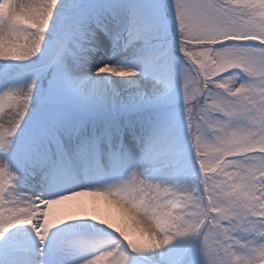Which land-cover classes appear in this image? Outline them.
Here are the masks:
<instances>
[{
    "label": "snow or ice",
    "instance_id": "snow-or-ice-1",
    "mask_svg": "<svg viewBox=\"0 0 264 264\" xmlns=\"http://www.w3.org/2000/svg\"><path fill=\"white\" fill-rule=\"evenodd\" d=\"M59 3L0 0L4 6L0 59L24 61L43 55L44 67L53 66L63 78L61 58L75 54L81 26L90 17L87 10L72 17L67 13L71 3L58 10ZM172 4L180 53L189 65L182 69L181 86L197 182L177 189L146 182L132 172L126 181L102 190L82 188L44 198L16 190L14 173L0 159V238L18 226H31L43 242L54 227L88 218L65 214L50 219L53 205L88 194L108 198L119 192L127 199L110 201L134 222L140 236L131 239L117 228L116 244L99 247L85 264H126L121 245L140 252L182 237H199L205 264H264V0H172ZM54 23L61 32L55 41H46ZM96 73L135 75L107 63ZM237 73L247 79L237 83ZM33 87L30 83L24 89L0 92V152L5 155L27 114ZM35 134L36 153L55 136L42 127ZM9 182L11 186H6ZM242 234L253 240L242 243Z\"/></svg>",
    "mask_w": 264,
    "mask_h": 264
},
{
    "label": "rangeland",
    "instance_id": "rangeland-1",
    "mask_svg": "<svg viewBox=\"0 0 264 264\" xmlns=\"http://www.w3.org/2000/svg\"><path fill=\"white\" fill-rule=\"evenodd\" d=\"M69 2L72 7L67 10L68 15L73 13L75 17L87 10L90 18L81 26L75 54L61 58L63 78L51 65L19 73L22 66L47 59L43 55L24 61L0 59V92L24 89L34 83L27 114L10 138L8 151L14 155L5 157L0 152V159L6 160L14 176L25 172L30 163L38 164L47 156L52 157L47 171H55L52 144L67 152L82 137L83 141L91 143L86 149L95 156L92 162L95 169L104 167L101 164L104 151L106 157L113 155L118 165L123 166L126 162L121 151L115 155L116 141L120 136L124 140L127 131L140 124L143 128L134 137H128V144L138 142L142 144L140 151L146 147L144 152H153L152 183L159 181L172 188H190L199 179V172L192 161V141L184 118L181 86L182 69L189 65L175 58V54L184 57L179 49L180 33L172 0H60L58 10ZM60 32L61 28L54 23L46 41H55ZM101 50L110 58L108 64L131 68L136 77L148 85L119 87L113 83L116 76L97 74L96 69L105 62L93 66L92 57L103 53ZM236 77L237 83L247 79L243 73H237ZM156 105H166V108L162 111L151 108ZM58 109L73 113H62ZM91 117L98 122L94 124ZM37 127L55 132L39 153L34 150ZM103 139L108 143H103ZM43 164L45 161L40 165ZM28 176L36 183V188L27 192L39 194L38 177ZM85 217L111 222L131 239L140 236L138 229L126 230L119 218L110 220L95 214ZM25 228L18 226L0 238V260L13 253L27 264H73L76 259L92 257L101 246H114L120 239L107 226L89 218H82L77 225L66 221L54 227L43 242L34 239V231ZM239 239L244 243L251 242L253 237L242 234ZM121 249L127 256L126 264H205L199 237L176 238L161 248L140 252L132 251L126 244L121 245ZM236 250L246 251L245 248Z\"/></svg>",
    "mask_w": 264,
    "mask_h": 264
},
{
    "label": "bare ground",
    "instance_id": "bare-ground-1",
    "mask_svg": "<svg viewBox=\"0 0 264 264\" xmlns=\"http://www.w3.org/2000/svg\"><path fill=\"white\" fill-rule=\"evenodd\" d=\"M105 50L99 52V56L93 55V66H96L98 62L104 61L108 64L109 57ZM131 68H127L128 70ZM134 81H137L136 84ZM133 82V83H132ZM113 83L119 87H132L134 84L139 87H145L148 82L140 80L136 75L128 77H116L113 79ZM101 85H106L101 83ZM143 125L137 124L131 127V130L127 131L124 136V141L122 144L121 155L124 157L126 164L123 166L118 165L117 159L112 155L110 158L106 157L107 152L104 151V157L101 164L104 167L95 169L93 163L95 156L93 153L86 149V147L91 146V143L85 142L81 139L77 140V144L73 148L67 150L70 160L64 162V168L60 172L47 171V165L51 162L52 157H45L42 161L45 164L40 165V163H30L28 169L24 172H18L15 175L14 187L20 192L29 193L36 188V183L33 179L29 178L28 175H33L38 177L39 184V195L44 198H51L52 196L59 194L61 192H67L82 188L91 189H105L111 186L120 184L126 181L132 172H136L140 178L146 182L152 183V168L155 165V157L153 152H144L146 147L140 151L142 144L136 142L133 145L128 144V137H134L136 133H139ZM82 140V141H81ZM107 139H103V143H108ZM117 142V141H116ZM72 147V145H71ZM93 162V163H92ZM117 166H120L118 169ZM159 179V176H157ZM160 180V179H159ZM159 183V181H157ZM7 186H11L10 184ZM11 207V205H8ZM72 214L78 217H85L88 215H101L110 218V220H115L119 218L123 221V227L126 230H137L138 227L131 221L123 211L113 204L109 198L101 195H84L75 197L73 200L64 201L60 204L53 205L50 212V219L58 216ZM82 219V218H81ZM81 219L72 220L73 225H77L81 222ZM42 220V217H41ZM27 231H33L31 226H25ZM33 238L36 239L35 233ZM35 252L34 249H31ZM76 259L73 264H85V261L90 259ZM3 264H27L23 259L16 256L15 254H7L3 256L0 260Z\"/></svg>",
    "mask_w": 264,
    "mask_h": 264
},
{
    "label": "clouds",
    "instance_id": "clouds-1",
    "mask_svg": "<svg viewBox=\"0 0 264 264\" xmlns=\"http://www.w3.org/2000/svg\"><path fill=\"white\" fill-rule=\"evenodd\" d=\"M3 7L4 6H0V9H2ZM108 198L114 202H121V201H125L127 199L123 194H121L119 192H113V193L109 194ZM88 218L91 219V217H88ZM96 221L101 225H105L108 228H111L112 231L117 232V228L114 227L113 223L107 222L104 219H96ZM117 234H119V233H117ZM128 243L135 246V244H133V242L131 240H129Z\"/></svg>",
    "mask_w": 264,
    "mask_h": 264
}]
</instances>
